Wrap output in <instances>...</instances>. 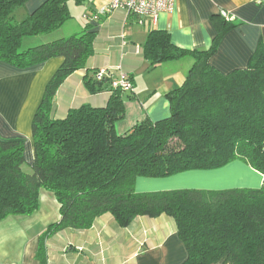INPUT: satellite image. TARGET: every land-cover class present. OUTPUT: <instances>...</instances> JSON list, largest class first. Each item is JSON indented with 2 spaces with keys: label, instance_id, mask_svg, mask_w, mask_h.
Wrapping results in <instances>:
<instances>
[{
  "label": "trees",
  "instance_id": "1",
  "mask_svg": "<svg viewBox=\"0 0 264 264\" xmlns=\"http://www.w3.org/2000/svg\"><path fill=\"white\" fill-rule=\"evenodd\" d=\"M30 0H0V61L27 69L53 58L63 63L48 83L34 116V159L26 171L25 144L0 138V223L36 212L40 192H52L61 219L41 236L36 259L47 264V240L66 229H90L111 214L121 227L138 217H172L186 246L183 264H264V183L259 188L179 189L137 192L139 177L167 178L188 171L221 169L235 161L264 176V43L249 65L230 73L211 59L224 33L237 24H219L207 50L172 43L167 31L152 30L143 46L150 70L186 57L193 59L183 84L167 94L170 116L137 123L125 133L123 91L111 80L86 77L91 94L109 91L106 106L82 105L54 118L60 87L87 68L96 32L35 44L72 19L69 0H46L19 21L16 12ZM32 39V40H31ZM132 81V78L129 76Z\"/></svg>",
  "mask_w": 264,
  "mask_h": 264
},
{
  "label": "crops",
  "instance_id": "2",
  "mask_svg": "<svg viewBox=\"0 0 264 264\" xmlns=\"http://www.w3.org/2000/svg\"><path fill=\"white\" fill-rule=\"evenodd\" d=\"M45 1L30 0L16 12L17 19H25ZM107 7L108 0H69L72 19L56 32L33 39L35 44L45 43L86 29L97 34L95 53L87 68L77 71L60 87L54 118H65L71 109L85 104L98 108L107 105L111 96L108 90L91 94L84 85L87 76L102 69L112 71L115 77L124 71L132 78L133 90L122 93L126 110L116 125L119 133L145 119L157 122L168 118L171 107L167 94L186 80L193 59L186 57L148 69L143 46L152 30L167 31L178 47L207 50L219 34L223 21L220 15L226 12L237 25L224 33L211 59L222 73L246 68L264 43V0H176L173 13L162 14L156 23L144 24L123 10L102 13ZM62 63V58H53L20 69L0 61V138L24 142L29 168L34 159L33 119ZM263 183L262 174L235 161L216 170L188 171L167 178L139 177L135 188L137 192L222 190L259 188ZM60 219L56 196L42 190L34 214L12 216L0 223V264H39V240ZM46 250L47 264H183L188 257L176 223L168 215L138 217L130 226L121 227L111 214H105L90 229H66L52 235Z\"/></svg>",
  "mask_w": 264,
  "mask_h": 264
},
{
  "label": "built area",
  "instance_id": "3",
  "mask_svg": "<svg viewBox=\"0 0 264 264\" xmlns=\"http://www.w3.org/2000/svg\"><path fill=\"white\" fill-rule=\"evenodd\" d=\"M176 0H108V7L104 11L113 12L123 10L129 16H134L139 20L140 24L147 21L156 23L159 17L164 13H173L175 10ZM221 15L230 20L226 12ZM105 77L111 80L110 85L114 89H120L123 92H131L133 90L132 81L129 74L121 71L119 77H115L112 71L107 69L98 70L96 79L102 81Z\"/></svg>",
  "mask_w": 264,
  "mask_h": 264
},
{
  "label": "rangeland",
  "instance_id": "4",
  "mask_svg": "<svg viewBox=\"0 0 264 264\" xmlns=\"http://www.w3.org/2000/svg\"><path fill=\"white\" fill-rule=\"evenodd\" d=\"M67 28H68V27H67ZM66 30H67V29H66ZM31 40H32V39H31ZM33 42H34V41H33ZM118 70H119V68H118ZM119 71H120V70H119ZM25 170L28 171V172L31 171V169H30L28 166L25 167Z\"/></svg>",
  "mask_w": 264,
  "mask_h": 264
}]
</instances>
